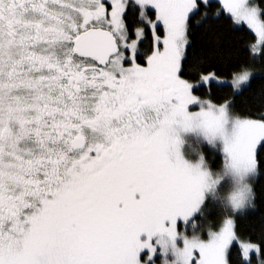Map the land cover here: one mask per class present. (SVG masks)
<instances>
[{
  "label": "snow or ice",
  "instance_id": "1",
  "mask_svg": "<svg viewBox=\"0 0 264 264\" xmlns=\"http://www.w3.org/2000/svg\"><path fill=\"white\" fill-rule=\"evenodd\" d=\"M224 42L264 65V0H0V264H169L214 214L176 264H264V231L238 225L264 222V76ZM177 128L251 178L231 210Z\"/></svg>",
  "mask_w": 264,
  "mask_h": 264
},
{
  "label": "rangeland",
  "instance_id": "2",
  "mask_svg": "<svg viewBox=\"0 0 264 264\" xmlns=\"http://www.w3.org/2000/svg\"><path fill=\"white\" fill-rule=\"evenodd\" d=\"M251 70V69H250ZM253 71V70H252ZM256 75L257 73L253 71ZM191 111H198V106H190ZM229 131L231 126H228ZM177 135L180 140L179 151L182 157L195 164L197 161L205 158L206 152H217L222 158V165L218 170H213L209 164V171L213 180L218 183L214 186L213 190L209 192V200L212 204L216 205L221 209H228V203L230 194L234 191L243 188L247 183H251V178L247 181L243 180L241 177L235 175L229 167L224 164V143L220 137H216L214 141L209 142L202 131L199 129L184 131L177 128ZM221 217L219 215H212L206 218L202 223H199L195 228L189 227L187 231H182L180 238L175 241V251L170 252L168 256L169 264H176L177 257L183 252V241L188 242L197 241L201 238V232L203 230L210 229L211 225L220 221ZM204 238L207 236L205 234Z\"/></svg>",
  "mask_w": 264,
  "mask_h": 264
},
{
  "label": "trees",
  "instance_id": "3",
  "mask_svg": "<svg viewBox=\"0 0 264 264\" xmlns=\"http://www.w3.org/2000/svg\"><path fill=\"white\" fill-rule=\"evenodd\" d=\"M248 41L245 40V43ZM217 59L223 61L226 64H236L244 65L249 69L255 71L258 77L264 76V65L259 62L251 63L246 56L243 47L240 44H232L229 46L227 42H224V46L220 51L215 54ZM237 70H239L237 68ZM264 85V79H256L253 81V88L259 91L260 86ZM249 100V93H245L242 96L237 97V109L241 112L245 110V104L242 101ZM206 160L210 163V167L213 170H218L222 165L221 156L214 151L206 152ZM257 191L258 193L264 194V179H260L257 182ZM262 214H257L254 216H241L238 218L239 231L241 234L249 235L254 234L259 236L262 231H264V222L261 220ZM221 220V219H220ZM220 221L216 222L213 225L218 226Z\"/></svg>",
  "mask_w": 264,
  "mask_h": 264
},
{
  "label": "clouds",
  "instance_id": "4",
  "mask_svg": "<svg viewBox=\"0 0 264 264\" xmlns=\"http://www.w3.org/2000/svg\"><path fill=\"white\" fill-rule=\"evenodd\" d=\"M242 179L245 180V181H247V180L249 179V177H244V178H242ZM247 185H248V187H251V183H247ZM241 189H242V188H240V189L234 191L233 193L238 192V191H240ZM233 193L230 194V197L232 196ZM228 209L231 210L230 198H229V203H228Z\"/></svg>",
  "mask_w": 264,
  "mask_h": 264
}]
</instances>
